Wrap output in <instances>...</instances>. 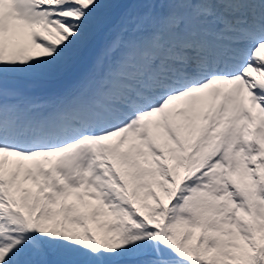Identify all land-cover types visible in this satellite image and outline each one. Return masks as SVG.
<instances>
[{"label":"snow or ice","instance_id":"obj_1","mask_svg":"<svg viewBox=\"0 0 264 264\" xmlns=\"http://www.w3.org/2000/svg\"><path fill=\"white\" fill-rule=\"evenodd\" d=\"M0 264H264V0H0Z\"/></svg>","mask_w":264,"mask_h":264}]
</instances>
